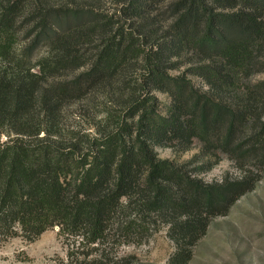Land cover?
<instances>
[{"label":"trees","instance_id":"trees-1","mask_svg":"<svg viewBox=\"0 0 264 264\" xmlns=\"http://www.w3.org/2000/svg\"><path fill=\"white\" fill-rule=\"evenodd\" d=\"M110 1L115 16L0 0V238L59 228L68 246H100L154 215L176 245L169 264H188L254 187L207 186L156 148L198 141L215 164L264 167V0Z\"/></svg>","mask_w":264,"mask_h":264},{"label":"rangeland","instance_id":"rangeland-1","mask_svg":"<svg viewBox=\"0 0 264 264\" xmlns=\"http://www.w3.org/2000/svg\"><path fill=\"white\" fill-rule=\"evenodd\" d=\"M70 1L74 6L95 10L99 15L115 16L119 11L110 0ZM25 35L23 33L20 37ZM191 67L184 66L180 72L171 75L178 76ZM190 80L198 89H206L201 79L192 77ZM256 80H264V75ZM155 97L159 99L161 109L167 111L171 99L160 93ZM68 125L85 128L86 123L77 119L69 121ZM156 153L161 160L172 162L207 186L228 179L248 180L254 187L233 205L227 215L212 219L207 235L193 248L188 264H264V167L241 170L225 156L215 164V158L202 154L198 141L187 153L178 154L173 149L160 147L156 148ZM59 231V228L51 229L34 242L23 237H1L0 264H169L176 251V245L168 235V226L154 215L145 233L130 239L110 237L100 246H68Z\"/></svg>","mask_w":264,"mask_h":264}]
</instances>
